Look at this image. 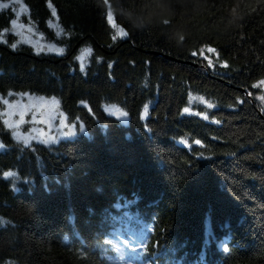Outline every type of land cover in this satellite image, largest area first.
Here are the masks:
<instances>
[{
  "label": "trees",
  "instance_id": "obj_1",
  "mask_svg": "<svg viewBox=\"0 0 264 264\" xmlns=\"http://www.w3.org/2000/svg\"><path fill=\"white\" fill-rule=\"evenodd\" d=\"M50 2L26 19L64 52L5 34L0 96H54L84 133L26 146L0 117V264H264V0H109L115 40L103 0Z\"/></svg>",
  "mask_w": 264,
  "mask_h": 264
},
{
  "label": "snow or ice",
  "instance_id": "obj_2",
  "mask_svg": "<svg viewBox=\"0 0 264 264\" xmlns=\"http://www.w3.org/2000/svg\"><path fill=\"white\" fill-rule=\"evenodd\" d=\"M103 2L105 5H108L107 19H108L109 23L112 24V26L114 28H117V25L114 22L113 12L111 10L109 0H103ZM49 7L52 8V15L56 16V10L54 7H52L50 0H49ZM9 8H11L12 11L14 12L15 18L10 21V24H11L10 28H4L3 30H0V41H4L5 34L12 32V33H14L20 37V39L17 40L16 43H13L11 45V47L13 49H15L18 46V44H20L21 42H25V43L33 45L38 53L45 51V50H47L49 52H54L57 54H62L64 52V49L61 47H57L54 44H48L47 46H45L43 44H40L38 40L34 41L30 37H28L24 34V32H23L24 29H27V31L29 33L34 31V28L31 26V23L26 25V24L21 22V16L28 15V13H29L28 6L24 3V0H6V2H5V0H0V11L6 10ZM49 24L52 27L57 28V30H58L57 35H60L61 33H63L64 30L62 28H60L58 24H52L51 21H49ZM124 36H127V32H125L121 28H117L116 34L112 37V39L115 40V39H117V37H124ZM4 42H6V41H4ZM207 51L215 52V49L208 47ZM91 52H92L91 48H85L82 50L81 54L77 57V59L80 61L81 70L84 69L86 57L90 56ZM210 63H211V61H210ZM225 66H227V65H225ZM259 86H264V80H261L256 85H253V87H259ZM9 95H12V93H9ZM21 95L28 97V101H29L28 104H24L22 101H15L13 103H9L8 99L0 97V103H3L4 105L7 106V108L5 109L4 112H0V117H6L3 119L4 125H6L7 128H9V129H14L12 135L15 137V139L17 141H23V143L27 146V145H29L31 140L37 139V137L21 134L20 126L26 122L25 116L28 114V112L32 108H36L37 111H39L40 107H43L45 105H52V106L58 107L59 101L56 100L55 97L48 100L44 97L29 96L28 93H23ZM198 99L203 100V97H199ZM260 99L262 101H264V96H261ZM205 103H207V102L205 101ZM208 107H212V105L208 104ZM106 111H108L111 114H114L118 118L126 117L128 115L127 112H125L122 108H120L117 105L106 106ZM189 111H190L189 108L184 109L185 113H188ZM17 114L19 115V119L13 120L12 117L14 115H17ZM147 114H148V106L145 105L144 115L146 116ZM205 118H207V117H205ZM33 120H35V113H33ZM41 122H44L43 119ZM61 123L65 127H69L67 124H64V120H62ZM80 128H81V131H83V125H81ZM74 130H75V125H71L70 131L64 132V133H62V135H64V136L72 135V134H74ZM33 131H35V129H33ZM40 135L45 137L43 139L44 143H49V142L55 141L57 139L55 136H51V135L45 136V134L43 133V130H40ZM184 142L187 143V141H184ZM195 143L200 144L201 142L199 140H197V141H195ZM0 147H3V145L0 144ZM3 176L5 178L16 177V173H14L12 171H8V172H4Z\"/></svg>",
  "mask_w": 264,
  "mask_h": 264
},
{
  "label": "rangeland",
  "instance_id": "obj_3",
  "mask_svg": "<svg viewBox=\"0 0 264 264\" xmlns=\"http://www.w3.org/2000/svg\"><path fill=\"white\" fill-rule=\"evenodd\" d=\"M5 2H6V0H5ZM9 9L12 11L11 8H9ZM26 16L27 15L21 16V22L27 25L30 22L26 19ZM14 18H15V14L12 11V18L10 19V21L12 19H14ZM10 21H9V28L11 27ZM31 26L34 28L33 32L29 33L27 31V29L23 30V32H24V34L26 36L30 37L34 41L38 40L40 44H43L45 46H47L48 44H52V43H49V42L45 41L40 36V34L36 31L35 27L32 24H31ZM19 39H20V37L18 35H16V37H15L16 42ZM5 40H6V38H5ZM9 43H11V41H9ZM21 43H25V42H21ZM25 44L30 45L34 50H36L33 45L28 44V43H25ZM55 46H57V45H55ZM57 47H59V46H57ZM83 49H85V48H83ZM83 49L80 50V52L78 53L77 57L81 54ZM42 52L57 54V53H54V52H49L47 50L42 51ZM9 93H12V95H9ZM23 93H28L29 96H32V97H44V98H46L48 100H50L51 98L54 97V96H45V95H40V94H35V93H30V92H20V91H18V92H7V94H5L4 96H0V97L8 99L9 103H13L15 101H22L24 104H28L29 103L28 97L27 96H22L21 94H23ZM198 98H199L198 96H191L190 97L189 104L186 107V108L190 109L189 112H196V109L194 107H196L195 105H196L197 102L205 103L204 99L200 100ZM56 100H58V99L56 98ZM109 105H113V104H105L103 106L105 111H106V106H109ZM6 108H7V106L4 105L3 103H1L0 112H4ZM106 112L108 114H111L108 111H106ZM33 113H35V120H33ZM111 115L116 117L114 114H111ZM4 118H6V117H2V119H4ZM116 118L121 123H126L127 122V116L126 117H120V118L116 117ZM12 119L13 120H18L19 119V115L18 114L14 115L12 117ZM42 119H43L44 122H41ZM62 120H64V124H67L69 127H65L61 123ZM25 121L26 122L20 126L21 134L22 135H28V136L37 137V139L31 140L30 143H32V142L44 143L43 139L45 137L40 135V130H43V133L45 134V136L51 135V136H55L57 138L55 141H51L49 143H44V144L54 143V142H57L59 140L68 139L70 137H75V136H77L80 133H84V127H83V131H81V128H80V126L83 125V124L80 123V122L79 123L78 122H69L67 120V117H66L65 113L61 110L60 105L58 107H55V106H52V105H45L43 107H40L39 111H37L36 108H32L28 112V114L25 116ZM71 125H75L74 134L69 135V136L62 135V133L70 131V126ZM33 129H35V131H33ZM8 130L10 131V133L12 135L14 129H9L8 128ZM12 137H13V139L16 142L24 144L23 141H17L13 135H12Z\"/></svg>",
  "mask_w": 264,
  "mask_h": 264
}]
</instances>
